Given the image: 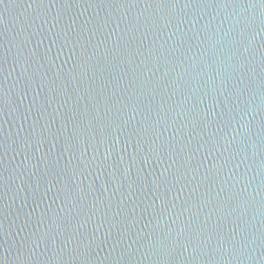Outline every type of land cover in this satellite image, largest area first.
<instances>
[{
    "label": "water",
    "instance_id": "1",
    "mask_svg": "<svg viewBox=\"0 0 264 264\" xmlns=\"http://www.w3.org/2000/svg\"><path fill=\"white\" fill-rule=\"evenodd\" d=\"M0 264H264V0H0Z\"/></svg>",
    "mask_w": 264,
    "mask_h": 264
}]
</instances>
